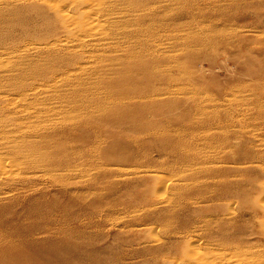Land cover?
Here are the masks:
<instances>
[{
    "label": "rangeland",
    "instance_id": "rangeland-1",
    "mask_svg": "<svg viewBox=\"0 0 264 264\" xmlns=\"http://www.w3.org/2000/svg\"><path fill=\"white\" fill-rule=\"evenodd\" d=\"M72 1L0 0V166L33 179L0 206V244L62 241L59 264L263 263L264 0H88L62 20ZM121 85L140 89L135 130L107 120Z\"/></svg>",
    "mask_w": 264,
    "mask_h": 264
},
{
    "label": "bare ground",
    "instance_id": "bare-ground-1",
    "mask_svg": "<svg viewBox=\"0 0 264 264\" xmlns=\"http://www.w3.org/2000/svg\"><path fill=\"white\" fill-rule=\"evenodd\" d=\"M87 1L88 0H73L72 4L69 5V10L71 11V12H69V15H65V13H64V14H60L58 16L62 20L66 19L68 21H73L74 18H77L76 15L78 14L79 9ZM135 5H136V7H139V5L141 7L144 5V2L142 0H140ZM96 14H97L96 17H100V20H101L102 16H103L101 11L96 12ZM81 25L82 24L79 21L77 23V26L81 27ZM137 55L139 56L140 52ZM134 58L138 60V57L133 56L132 61L123 64V67L121 68L122 70H120L117 73L118 79L120 78L124 81L129 79L128 81L131 82L130 84L136 83V81H137L136 80L137 79L136 74H138L140 72V62H137V60H133ZM132 74H133V76H132ZM118 87H120V88L115 89L114 92L119 97L118 98L116 97L118 99L117 101L111 102V104H110L111 107H110L109 113L107 114V117H108L107 120H117V121L121 122V123H119L120 126H123V127L129 126L130 129L135 130L136 128L140 127V122L134 120L133 118L131 119L130 116H131V114H138V115L140 114V89H138L136 86H134L133 88L122 86V85L118 86ZM155 100H157L156 96L153 97V99H150V102L155 103L156 102ZM99 121H100V118H99ZM261 167H262L261 174L264 175V165L263 166L261 165ZM16 173L19 174V171L17 170L15 173H13L11 171V174H10V172L8 170L5 171L0 166V206L3 205L4 200H8V201L18 200V198H20L21 196H25V192L28 189H31V188H22L21 191H17V192L15 191L13 193H10V191L15 190V186H17V183L19 181H21L22 179L27 181V182H33V179H31L30 177L16 176ZM2 186H7V189H5V188L2 189ZM8 193H10V195L7 196L6 194H8ZM260 193H261V198H264V186L263 185H262ZM161 202H163V201H161ZM249 205H253L254 207H260L261 209L264 210V205L261 204V202L259 203L258 198H255L254 200L251 199ZM8 206H9V203L4 208H1L0 212L2 211L3 213H5L9 209ZM60 207H61V205H60ZM53 210H55V209H53ZM27 211L30 214L33 213V209L31 207L27 208ZM59 212H60V210H59ZM260 213H261V211H260ZM50 215H54V214H50ZM260 221H261V223H264V219L263 220L260 219ZM59 225L61 226L60 223H59ZM50 226H53V225H50ZM54 226H55L54 228L58 227L56 225H54ZM263 227H264V225H263ZM47 232H49V231H47ZM37 234L35 233V235H37ZM3 239H4V241H2L3 243L0 244V264H59L60 259L63 256L71 253L73 250V249L69 250L68 248L64 247L66 245L61 243L62 241H52L48 238H44L42 240H35L33 237H31L30 239L26 238V239L20 240L19 243H15L11 238L7 239V238L3 237ZM237 241L240 242L241 240L239 238L234 237L231 240L226 238V240H223L222 242H223L224 246L229 249V248L233 247L234 244L236 246ZM193 249L189 250V253H190L189 256H188V252L187 253L185 252L186 258L188 260L189 259L195 260V256H194V254H192ZM230 253H232V251L231 252L229 251V254ZM190 255L191 256L193 255V256L191 257ZM233 255H234V258H236V259L232 258L233 260L231 259L230 262L231 261L234 262L235 260H239L235 264H240V262H243L244 260L250 259L251 255H253V254H252V251L249 252L247 250L237 248L234 250V254L232 253V256ZM228 258H230V257H228ZM254 259H255V257H254ZM257 261H259L261 263V259H256L255 262L257 263ZM253 262L254 261L252 260V262H249V264H253ZM260 263H258V264H260ZM263 263H261V264H263ZM210 264H224V263L222 261L221 262L217 261L216 263H210ZM226 264H229V263H227V261H226ZM243 264H244V262H243Z\"/></svg>",
    "mask_w": 264,
    "mask_h": 264
}]
</instances>
